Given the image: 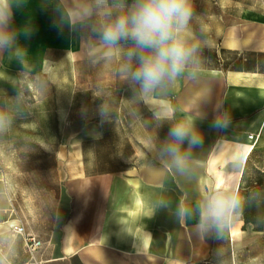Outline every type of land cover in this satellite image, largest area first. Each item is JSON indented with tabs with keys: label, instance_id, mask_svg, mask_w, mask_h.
I'll use <instances>...</instances> for the list:
<instances>
[{
	"label": "crops",
	"instance_id": "0c3cea01",
	"mask_svg": "<svg viewBox=\"0 0 264 264\" xmlns=\"http://www.w3.org/2000/svg\"><path fill=\"white\" fill-rule=\"evenodd\" d=\"M85 3L8 0L17 39L0 49V102L22 94L27 78L16 72L38 71L50 52L72 53L75 39L89 38L83 27L74 38L66 14L56 13ZM24 26L34 29L31 38L20 35ZM212 52L138 99L126 143L113 132L112 155L101 147L102 122L86 119L66 121L59 136L54 123L48 150L1 159L0 264H264V167L247 181L252 164L264 162V26L233 24ZM225 116L226 127H213ZM187 120L202 144L178 170L160 150L169 129ZM30 131L24 141L42 140ZM222 187L245 196L242 210L219 234L205 232L198 205ZM26 236L43 242L33 258Z\"/></svg>",
	"mask_w": 264,
	"mask_h": 264
},
{
	"label": "rangeland",
	"instance_id": "374dc122",
	"mask_svg": "<svg viewBox=\"0 0 264 264\" xmlns=\"http://www.w3.org/2000/svg\"><path fill=\"white\" fill-rule=\"evenodd\" d=\"M194 8L192 28L200 48L196 61L188 67L200 64L201 60L210 61L213 48L221 40L224 30L231 25L245 23L264 26V0H194ZM244 11H248L254 20L242 19ZM74 12L78 14V10H56L62 19L63 14L68 17L74 38L78 36L80 27L86 31L82 36L89 38L75 39L72 53L50 52L38 71L16 72L18 77L27 78L22 85V94L0 102V112L9 118L0 127V162L8 157L10 162L16 161L17 150L26 151L32 147L48 150L44 138L54 133V123L59 136L66 121L100 120L107 135L101 147H105L110 155L114 131H121L122 145L128 139L126 125L129 118L141 109L137 101L142 94L124 78L121 72L122 56H105L104 50L96 42L92 22H70ZM62 34L63 31H58V35ZM3 73L5 75V71ZM101 108L104 109L103 115L100 114ZM30 130H37L42 140L38 143L24 141V134ZM116 143H119L118 136ZM258 167H264V162L252 164L247 180L249 183L257 181Z\"/></svg>",
	"mask_w": 264,
	"mask_h": 264
},
{
	"label": "clouds",
	"instance_id": "9594fccd",
	"mask_svg": "<svg viewBox=\"0 0 264 264\" xmlns=\"http://www.w3.org/2000/svg\"><path fill=\"white\" fill-rule=\"evenodd\" d=\"M194 0H87L70 22H92L96 42L107 58L121 55V72L139 94L147 95L185 72L197 59L200 42L192 28ZM12 18L8 0H0V49L9 48L17 34L8 29ZM33 28L24 26L20 35L31 38ZM104 114V109H100ZM9 120L0 112V127ZM228 117L217 119L213 127L227 126ZM185 142H187L185 146ZM202 144V133L192 120L175 123L161 148L178 170L191 149ZM245 196L239 191L217 189L198 205L205 232L221 225L242 210ZM190 206L180 210L188 215Z\"/></svg>",
	"mask_w": 264,
	"mask_h": 264
},
{
	"label": "built area",
	"instance_id": "2783aa9c",
	"mask_svg": "<svg viewBox=\"0 0 264 264\" xmlns=\"http://www.w3.org/2000/svg\"><path fill=\"white\" fill-rule=\"evenodd\" d=\"M249 139L253 138V135H249L248 136ZM13 232L15 234H22L23 233V229L22 227H17L13 229ZM43 247V242L33 236H26L25 238V248L26 251L28 252V254L33 258V256H35L40 249Z\"/></svg>",
	"mask_w": 264,
	"mask_h": 264
}]
</instances>
